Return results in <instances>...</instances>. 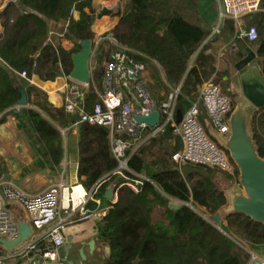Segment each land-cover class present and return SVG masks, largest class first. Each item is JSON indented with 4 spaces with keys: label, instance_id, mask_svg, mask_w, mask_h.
Here are the masks:
<instances>
[{
    "label": "trees",
    "instance_id": "trees-1",
    "mask_svg": "<svg viewBox=\"0 0 264 264\" xmlns=\"http://www.w3.org/2000/svg\"><path fill=\"white\" fill-rule=\"evenodd\" d=\"M120 1L124 4L123 11L118 13V22L110 31L115 42L112 49L123 51L132 62L142 63L144 70L148 67L154 75L157 66L165 75L168 87L180 85L176 106L181 112L197 100L198 88L209 80L210 73L226 75L225 70L216 71L210 44L200 48L209 30L198 22V0ZM263 8L264 0H261ZM74 11L78 13L77 19L73 18ZM244 17L258 27L257 38L250 43L261 57L264 72V13L258 11ZM95 19L92 0L9 2L0 11V114L14 107L21 96V88L9 71L24 72L28 79L37 76L45 81L69 76L72 54L80 50V42L94 39ZM50 21L68 23L62 37L72 43L71 49L48 40ZM232 21H224L228 34L233 33ZM102 48L99 43L95 50L86 110L99 101L97 90L102 91L104 71L101 62L104 57L112 60ZM140 78H144L143 72ZM25 92L27 104L32 107L10 111L39 156L54 169L63 157L60 129L71 125L78 116L66 112L64 104L48 105L34 86L27 87ZM200 110L199 118L205 125L202 107ZM252 127L258 153L264 156V106L254 115ZM147 133L145 130L137 140L150 143L161 136L173 141V152L180 149V141L169 126L164 133L150 138ZM122 137L132 142L128 151L129 168L149 180L143 182L138 192L119 187L116 202L96 222V241L109 249L106 264H247L250 258L247 247L264 251L261 223L238 213L222 216L218 225L210 219L227 203L224 191L212 179V169H218L198 164L178 167L172 159V166L158 168L155 161H146V149L131 151L137 140L124 134ZM78 154L79 182L89 189L96 181L104 180L99 192L102 195L116 168L108 128L81 123ZM196 206L202 207L208 216L196 212L193 209Z\"/></svg>",
    "mask_w": 264,
    "mask_h": 264
},
{
    "label": "built area",
    "instance_id": "built-area-1",
    "mask_svg": "<svg viewBox=\"0 0 264 264\" xmlns=\"http://www.w3.org/2000/svg\"><path fill=\"white\" fill-rule=\"evenodd\" d=\"M214 4L216 21L200 48L220 34L226 19L239 20L261 10V0H214ZM244 35L249 41H254L257 30L251 26ZM143 70L142 63L132 62L123 51L116 52L113 59L105 64L103 92L90 110H86L84 102L90 81L79 83L66 77L65 111L77 114L76 124L86 123L109 130L111 151L116 161L112 173L117 181L115 188L111 198L105 199L99 195L102 179L89 189L62 179L41 192L31 194L11 181L0 179V238L15 242L20 236L19 222H26L30 227L29 235L15 246L7 248L0 242V264H64L61 248L66 226L92 218L102 219L116 202L117 190L121 186L133 192L140 190L143 182L149 179L129 168L128 151L132 142L123 138V134L137 140L148 130L147 138H150L164 133L169 126L180 141V149L171 155L178 167L185 164L213 167L237 179L238 170L234 162L199 118L202 107L209 127L228 136L227 121L234 108L233 98L218 84L207 81L202 84L197 100L182 112L180 122L176 123V99L180 85L173 87L165 100L157 101L151 95L146 80L140 78ZM18 74L26 77L24 72ZM155 107L159 113L157 125L149 127L134 121L133 116L147 115ZM17 210L27 218L18 219ZM247 251L250 264H264L263 256Z\"/></svg>",
    "mask_w": 264,
    "mask_h": 264
},
{
    "label": "crops",
    "instance_id": "crops-1",
    "mask_svg": "<svg viewBox=\"0 0 264 264\" xmlns=\"http://www.w3.org/2000/svg\"><path fill=\"white\" fill-rule=\"evenodd\" d=\"M103 2L101 9L99 11H95L96 19L92 25V31L94 35L93 39V53L90 59V71L95 67V50L99 43L102 44V51L108 53V58H112L119 52L118 50H113L112 46L115 45L114 39L111 36V29L118 22V13L123 11V2L120 0H101ZM10 1L0 0V11L5 8V6ZM94 0H92V7L94 9ZM112 8H109L110 6ZM114 10V13L111 15H105L101 18H97V14L104 8ZM196 15L199 18V23L209 30L213 26L216 21V8L214 4V0H198L196 3ZM260 13H264V8L259 11ZM73 18H78V13L76 11L73 12ZM253 19V17L251 16ZM247 19L245 17L240 18L239 20H233V33L228 34V29L222 24L221 29L223 28L222 35H218L217 37L211 38L207 43L210 46L209 52L214 55L215 63L214 67L216 71H220L221 69L226 71V75L221 76V82L225 86V90L227 93H231V91H235L238 81L240 79V75L238 70L234 67V56L241 49L245 47H249L253 52H255L253 46L250 43L251 41H245V32L247 29L244 27V23ZM66 21L60 22H49V36L48 40L52 43H58L65 48L71 49L73 47L72 43L67 39L63 38L62 35L67 27ZM264 25V24H263ZM224 26V27H223ZM254 26V25H253ZM257 28L256 26H254ZM250 28V27H249ZM221 32V31H220ZM202 44V43H201ZM255 64L253 66V72L255 75L260 76L264 80V72H263V64L261 57L255 52ZM194 59V56H193ZM104 69L105 64L108 62L106 57H104ZM157 69H159L156 66ZM104 72V71H103ZM14 73L17 72L10 70L9 75L15 80L16 78L13 76ZM19 75V74H18ZM215 76V73H210V81ZM19 78L20 82L18 83L21 90H26L29 86H34L37 88L44 96L46 103L52 107H60L64 104V99L66 95V86L68 81L66 79L67 76H62L56 78L54 81H45L37 76L28 79L27 77ZM144 79V78H143ZM228 81V82H227ZM90 83L91 79H90ZM205 83V82H204ZM90 84V85H91ZM202 86V85H201ZM201 86L198 88V93L200 91ZM172 90L173 87L169 86ZM90 89V88H89ZM89 92V90H88ZM87 92V94H88ZM103 92V81H102V91ZM97 93L100 94L97 90ZM170 93V92H169ZM86 94V95H87ZM236 94V92H235ZM130 95V94H128ZM164 91L161 88H157L155 91V100L163 101L167 98H163ZM86 98V96H85ZM85 102V100H84ZM26 107H32L27 104ZM22 108L18 104L14 107L8 109L7 111L0 114V179L7 180L15 183L24 191L35 194L41 192L42 190L48 188L53 184L59 183L62 179H66L71 184L79 183L77 176L78 162H79V154H78V140H79V126L80 124H76V121L73 122L68 127L64 129H60V133L62 136V146H63V157L59 166L54 169H50L49 166L44 162V160L39 156L35 147L33 146L30 139L24 133L21 124L14 116L11 111L18 112ZM11 110V111H10ZM201 118L205 122L207 130L212 129L209 127L208 122L205 118L204 112L202 110ZM213 132V131H212ZM116 180L112 179L109 185L105 188L102 196H105V193L111 189L113 190L116 185ZM107 199V198H105ZM18 219L27 218L24 213L20 210L16 211ZM91 220H95L94 224L99 221L97 218H92ZM95 229V225H94ZM72 236V235H68ZM65 237V240L67 237ZM96 237V230L95 235ZM87 236H78L76 239L72 236V242L78 243L82 240L89 242L93 239V237ZM87 237V238H86ZM96 238H95V247H96ZM109 253L108 247L106 248ZM248 249V248H247ZM252 252L257 254L255 249H249ZM61 255L64 256L63 249L61 248ZM247 264H250L249 261Z\"/></svg>",
    "mask_w": 264,
    "mask_h": 264
},
{
    "label": "water",
    "instance_id": "water-1",
    "mask_svg": "<svg viewBox=\"0 0 264 264\" xmlns=\"http://www.w3.org/2000/svg\"><path fill=\"white\" fill-rule=\"evenodd\" d=\"M114 10L104 7L97 18L111 15ZM93 53V40L86 39L80 42V50L72 54L73 68L69 77L79 83H87L91 79L90 59ZM256 54L249 47L241 49L234 56V67L238 70L240 79L235 89L236 98L234 108L228 118L229 136H223L214 130H208L212 138L223 147L234 162L238 170V186H233L226 191L227 205L219 212L210 217L217 225L221 217L238 213L243 214L255 222L264 225V156L258 153L257 144L253 138V117L264 106V80L253 72ZM21 96L17 104L27 106L25 90H21ZM182 112L177 109L175 114L176 123L181 120ZM136 123H144L154 127L159 121V113L156 109L147 115L133 116ZM112 190L105 193V198L110 199ZM176 208V204H171ZM19 239L9 242L0 238V242L7 248H11L25 239L30 233V227L26 222H19ZM72 236L66 239L65 252L72 246ZM91 251L95 249V240L87 244ZM82 258H85L82 251ZM63 262L73 264L63 256ZM40 263V262H39Z\"/></svg>",
    "mask_w": 264,
    "mask_h": 264
},
{
    "label": "rangeland",
    "instance_id": "rangeland-1",
    "mask_svg": "<svg viewBox=\"0 0 264 264\" xmlns=\"http://www.w3.org/2000/svg\"><path fill=\"white\" fill-rule=\"evenodd\" d=\"M3 1H6V0H3ZM8 1L11 2V1H15V0H8ZM101 2H103V1L94 0V3H93L94 4V10L99 11L101 9L102 4L104 3V2L103 3H101ZM112 7L113 6L111 5L109 8H112ZM253 25H255L257 27V25L253 22V20H246L244 23V27L246 29L248 27L253 26ZM257 31L259 32L258 27H257ZM101 66L104 67V61L101 62ZM221 71H223V69H221ZM155 73H157V74L154 75V72H150V69L148 67H146V69L143 71V77L146 80L147 87L151 90V92L154 96H155V91L157 90V88H161L164 91L163 98H165L166 96H168L171 89H170V87H168V85L166 83V78H165V75L163 74V72L160 69H156ZM13 76L16 78V83H19L20 80H18V79L21 78L20 75L14 73ZM210 81L218 84L225 91V89L223 88V83L221 82L220 76H214ZM228 94L233 98V100H235V98H236L235 91H231V93H228ZM259 143H260V145H262L261 141H259ZM141 147L143 150L146 149L145 150L146 161L148 163L155 161L158 168L162 165H166V166H172L173 165V163L171 162V154L173 153V141L172 140L164 139L161 136L154 139L150 143H146V142L144 143V142H141L140 140H137L135 142V144L133 145V149H131V151H134L137 148H141ZM184 168H187V167H184ZM212 179L216 182L217 186L220 187L224 191L226 198H227L226 191L233 186H238L237 179L228 178L224 173H222L218 170L212 169ZM226 205H227V203L223 207H225ZM193 209L196 212H198L199 214H204L205 216H208L204 212V209L202 207L196 206ZM156 213H158V212H156ZM94 222H95V220H87V221H83V222H79L76 224L66 226L63 229L64 237H66L68 235H72L74 239H76L78 236L92 237L95 235L94 225H96V223L94 224ZM95 238L96 237L94 236L93 239L95 240ZM106 248H107L106 245H103L102 243H99V242L96 243L95 251H96L97 255L95 256V261L93 262V264L94 263L95 264H106V260L108 257V250ZM249 249H251V248H248V250ZM253 249H255V251H257L258 255L264 257V251L263 250H259L257 248H253ZM249 251H251V250H249ZM18 264H28V263H21L20 262Z\"/></svg>",
    "mask_w": 264,
    "mask_h": 264
},
{
    "label": "flooded vegetation",
    "instance_id": "flooded-vegetation-1",
    "mask_svg": "<svg viewBox=\"0 0 264 264\" xmlns=\"http://www.w3.org/2000/svg\"><path fill=\"white\" fill-rule=\"evenodd\" d=\"M87 244L88 242L85 240H82L78 243H72V246L68 249L67 252H65L66 240H64L62 249L64 256L66 255V260L71 261L73 264H93V262L95 261V256L97 254L95 249L91 251ZM81 251L85 258H82L80 253ZM64 264H67V262H64Z\"/></svg>",
    "mask_w": 264,
    "mask_h": 264
}]
</instances>
